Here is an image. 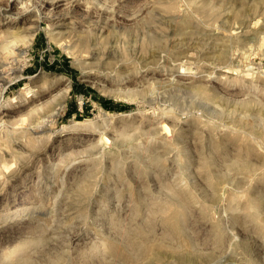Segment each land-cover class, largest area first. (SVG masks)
I'll list each match as a JSON object with an SVG mask.
<instances>
[{"label": "rangeland", "instance_id": "obj_1", "mask_svg": "<svg viewBox=\"0 0 264 264\" xmlns=\"http://www.w3.org/2000/svg\"><path fill=\"white\" fill-rule=\"evenodd\" d=\"M0 77V264H264V0H0Z\"/></svg>", "mask_w": 264, "mask_h": 264}, {"label": "bare ground", "instance_id": "obj_2", "mask_svg": "<svg viewBox=\"0 0 264 264\" xmlns=\"http://www.w3.org/2000/svg\"><path fill=\"white\" fill-rule=\"evenodd\" d=\"M40 4V3H39ZM9 5L8 6H6V7H4L3 8V13H5V14H8L9 13ZM37 13V12H36ZM1 67H2V64H1ZM3 71V70H2ZM12 74V73H11ZM2 76V75H1ZM4 77V76H3ZM1 78V77H0ZM162 94V93H161ZM63 99V98H62ZM62 99H60V100H62ZM59 102V101H58ZM57 102V103H58ZM59 105H61V103L59 102ZM54 110V109H53ZM182 210V209H181ZM183 212V211H182ZM238 245V244H237Z\"/></svg>", "mask_w": 264, "mask_h": 264}, {"label": "trees", "instance_id": "obj_3", "mask_svg": "<svg viewBox=\"0 0 264 264\" xmlns=\"http://www.w3.org/2000/svg\"><path fill=\"white\" fill-rule=\"evenodd\" d=\"M103 105L105 106V108L110 110L111 105L108 102L105 101V103Z\"/></svg>", "mask_w": 264, "mask_h": 264}]
</instances>
